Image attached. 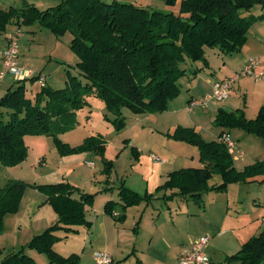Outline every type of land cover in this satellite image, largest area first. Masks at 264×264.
Instances as JSON below:
<instances>
[{"label":"trees","instance_id":"16d2710c","mask_svg":"<svg viewBox=\"0 0 264 264\" xmlns=\"http://www.w3.org/2000/svg\"><path fill=\"white\" fill-rule=\"evenodd\" d=\"M164 1L169 6L177 3ZM178 5L176 13L121 0H61L58 6L44 11L27 1L23 6L0 3V66L5 49L2 43L9 40L10 27L21 28L22 24L37 20L56 34L71 31V48L79 58L74 66L79 74L68 70L64 87L51 86L43 76L44 83L40 82V89L33 92L31 84L42 77L34 74L17 79L0 95V163H23L28 155L27 136H52L61 143L60 135L77 127V112L88 104L91 94L115 115L118 128L125 123L124 107L134 113L166 110L181 92L180 79L187 71L185 62L202 61L203 65L194 71L197 75L208 64L209 48L223 58L239 52L248 40L251 26L264 18V12L252 13L258 5L264 10V0H181ZM214 122L221 129L216 140H205L195 127L182 125L169 133L174 140L195 146L201 162L199 167H183L169 174L159 189H176L170 197L177 195L202 204L207 191H224L232 182L256 176L254 165L237 170L223 136L239 129L264 138V103L254 118L239 108H220ZM63 145L67 152H97L102 155L103 172H112V162L104 157L103 140L88 137L77 148ZM216 174L222 181L210 186ZM28 185L19 179L0 185V235L4 232L5 216L18 212ZM32 186L46 195L58 220L35 234L19 251L4 256L0 264H40L26 249L46 254L50 264H80L79 253L65 255L57 250L56 243L61 234L77 232L79 226L90 227L86 208L94 204L97 195L82 191L67 180ZM118 197V201L105 203L106 213L113 214L118 206L124 211L149 201L152 195H141L123 183L118 187ZM123 216L124 213L118 218ZM228 260L264 264V227Z\"/></svg>","mask_w":264,"mask_h":264},{"label":"rangeland","instance_id":"374dc122","mask_svg":"<svg viewBox=\"0 0 264 264\" xmlns=\"http://www.w3.org/2000/svg\"><path fill=\"white\" fill-rule=\"evenodd\" d=\"M25 1L33 3L40 11L58 6L61 2V0H0V3L3 6H10L11 4L23 6ZM121 1L144 5L150 10L179 12L178 5L169 6L164 0ZM260 7L259 5L254 7L252 12H260ZM19 29L22 31L19 37V64L21 67L36 75L46 76L48 83L57 88L65 86L69 76L68 70L74 74H79L74 67L79 58L71 48L73 37L71 31L56 34L50 26L37 20L33 23L22 24L21 28L15 25L10 27L7 36L9 37L11 33ZM1 38H3L2 35H0ZM8 42L2 43L5 48ZM226 57L227 59L229 57V62L223 64L224 58L209 48L208 64L204 65V68L200 69L197 75H194V71L197 66L203 65L202 61L188 60L185 62L187 71L180 79L181 92L169 102L168 108L152 113H134L129 108L124 107L122 114L125 117V123L121 128L116 126L115 115L106 107L104 102L94 94L89 95L87 97L88 104L77 112L79 120L77 127L60 135L63 144L77 148L88 137L103 140L104 157L112 162L113 174L123 170L130 171L131 158H135L140 153H154L159 156L160 160L174 157L176 160L174 166L177 168L199 167L201 162L197 156V148L191 144L176 142L169 133H172L178 125L192 124L191 126L195 127L205 140H216L220 128L216 126L214 120L220 108L227 110L242 109L249 118H254L259 110L255 112L253 104L255 103V93L261 89L260 85L263 86L264 79H256L255 76L242 78L241 82L239 79L245 76L238 78L229 91V98L224 101H211L206 105L190 107L187 99L191 95H193L194 100H201L212 92L215 80L227 79L239 72L235 69V65H237V62H234L236 61L235 58ZM231 71L234 74L227 75ZM40 79L37 78L31 84L33 92L40 89ZM209 79L212 80V84L207 81ZM16 81L17 78L14 75L6 74L0 83V95L4 94L7 88ZM244 84L248 86L250 93L242 89ZM246 86L243 87L247 88ZM3 110L5 111V109ZM176 122L181 124L173 126V123ZM230 135L237 144L233 154L237 170L244 171L247 166L254 165L256 176L232 182L224 191H219L216 195L219 201H226L229 197L232 203L236 205L240 198L246 196L245 198L247 202H250V205L239 210L242 213L246 210L252 212V214H243L250 221H253V234L257 235L264 227V138L247 134L239 129H232ZM62 142L58 143L52 136H27L28 155L25 161L16 166H4L0 163V185H4L10 179L23 180L29 184L18 212L7 214L4 218V232L0 235V249L3 251V255L0 256V263L4 256L19 251L35 234L41 233L51 224L49 215L45 213L46 208L42 206L46 195L32 185L67 180L80 190L97 195L95 176L105 177L101 179L104 181L103 185L105 184L107 174L102 173L105 166L102 155L95 151H88L91 156L86 158L83 156L86 151L71 150L67 152ZM193 155L198 158H194ZM87 159L93 160L94 165H90L86 161ZM221 181L220 175L216 174L209 183L210 186H213V184H220ZM96 186L98 188V185ZM104 187H102L103 190H108V186ZM248 191L249 193H247ZM215 193L208 192L205 196L206 201H209L210 195ZM239 194H241L240 198L238 197ZM252 196L255 198L254 201H252ZM253 202L255 205L251 204ZM190 203L196 206L195 203ZM241 205L239 203L240 207ZM61 236L62 239L56 245L62 246L64 252H69L68 249H63V246L71 245L75 238L73 236L66 238L64 234ZM26 251L33 254L36 258L33 257L40 264H49L46 254L34 250L26 249Z\"/></svg>","mask_w":264,"mask_h":264},{"label":"crops","instance_id":"0c3cea01","mask_svg":"<svg viewBox=\"0 0 264 264\" xmlns=\"http://www.w3.org/2000/svg\"><path fill=\"white\" fill-rule=\"evenodd\" d=\"M180 1L177 0L176 5ZM263 12L264 10L260 7V12L252 13L259 15ZM253 55L261 57V68L264 69V18L251 26L247 42L239 52L230 55V59L235 58L234 62H237L235 69L240 71L247 59ZM227 62H229V57L224 58L223 64ZM1 67L2 64L0 69ZM232 73L234 74L233 71L228 72L227 75ZM247 76L241 77L239 81L241 82ZM44 77L48 82V78ZM207 81L211 83L212 80ZM243 86L242 89L250 93L248 86L247 88ZM260 86L261 89L255 93L254 98L255 112L264 103V84ZM190 99H193V95L187 101L189 102ZM177 124L181 123H173V126ZM181 125L192 127V124ZM176 142L181 141L176 140ZM235 148L233 152L230 151L232 154ZM83 156L88 158L91 153H83ZM195 156L193 155L194 158H198L199 152ZM86 161L95 163L91 159ZM130 161L131 170H123L124 172L120 171L117 174L111 172L107 175L105 187L104 181L101 180L105 177L95 176L94 181L97 182L95 187L98 194L94 204L86 208L87 218L91 221V225L90 227L79 226L77 232L67 235L66 238L69 236L75 238L71 245L63 246V249L66 248L69 252H64L62 246L56 245L59 252L65 255L72 252L79 253L80 264H97L98 252L110 254L112 257L110 264H177L184 246L192 243L200 235L208 234L210 240L206 250L211 257L209 264H239L237 261L228 260V256L237 252L244 242L255 235L253 234V221L243 214H252V212L246 210L242 213L239 210L250 205L246 196L240 198L241 194H239L240 200L237 205L233 204L229 197L226 201H219L216 195L219 191L215 190H209L204 194L202 204L177 195L170 197L176 189H159V187L168 180L171 172L181 169L174 166L176 163L174 157L160 160L159 156L154 153H140ZM123 183L141 195H152V198L149 201L129 206L124 211L121 206H118L113 214L106 213L105 203L109 200H119L118 187ZM102 187H107L108 190H103ZM208 192L216 193L210 195L211 198L206 201L205 196ZM254 200L252 196V201ZM44 201L46 202V197ZM45 202H42V206L46 208L45 213L49 215L50 225H52L58 220V216L52 206ZM190 202L195 203L197 207L191 205ZM239 203L242 204L241 207ZM251 204L255 205L254 202ZM123 213L124 216L119 219L118 217Z\"/></svg>","mask_w":264,"mask_h":264},{"label":"built area","instance_id":"2783aa9c","mask_svg":"<svg viewBox=\"0 0 264 264\" xmlns=\"http://www.w3.org/2000/svg\"><path fill=\"white\" fill-rule=\"evenodd\" d=\"M14 32L9 36L8 45L3 52L0 83L8 73L14 75L17 79L32 77L34 75L33 72L21 67L19 64V37L22 31L19 29ZM261 64V57L250 56L244 67L235 76L215 81L212 86V92L201 100L192 99L189 102L190 107L206 105L211 101H223L227 99L234 82L241 76L248 75L255 76L256 79H264V69L261 68ZM40 78L41 83H44L45 78L43 76ZM223 141L228 145L229 150L233 152L236 142L231 138L229 133L224 134ZM89 164L94 165L91 161H89ZM209 240L210 236L203 234L189 245L184 246L179 254L177 264H209L211 257L206 250ZM96 257L97 264H110L112 262L111 255L105 252H98Z\"/></svg>","mask_w":264,"mask_h":264}]
</instances>
